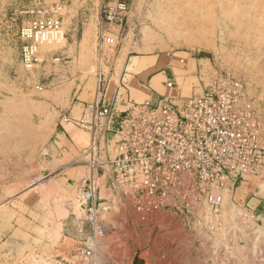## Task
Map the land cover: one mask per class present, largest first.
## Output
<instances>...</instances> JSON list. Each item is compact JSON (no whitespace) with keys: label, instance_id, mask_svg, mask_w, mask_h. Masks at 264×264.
I'll use <instances>...</instances> for the list:
<instances>
[{"label":"rangeland","instance_id":"374dc122","mask_svg":"<svg viewBox=\"0 0 264 264\" xmlns=\"http://www.w3.org/2000/svg\"><path fill=\"white\" fill-rule=\"evenodd\" d=\"M134 3L108 93L130 63L133 73L172 64L182 95L224 91L249 106L264 148V0ZM36 19L58 20L62 35L39 45L28 69L19 32ZM98 20V0H0V264H264V151L242 179L183 175L160 199H123L101 184L104 236L81 255L90 232L75 221L77 186L88 171L80 146L57 135L61 117L92 100Z\"/></svg>","mask_w":264,"mask_h":264},{"label":"built area","instance_id":"2783aa9c","mask_svg":"<svg viewBox=\"0 0 264 264\" xmlns=\"http://www.w3.org/2000/svg\"><path fill=\"white\" fill-rule=\"evenodd\" d=\"M134 1L98 0L93 97L78 117L64 114L59 123L60 128L71 124L89 137L79 152L83 162L77 161L88 173L77 186L81 216L75 219L85 223L90 232L80 252L86 258L104 236L99 222L101 184L123 193V199H160L166 187L182 183L183 175L196 176L199 184L242 179L261 166L256 154L264 151L254 139L251 109L239 108L231 93L212 91L180 102L168 97L146 100L132 103L122 113L105 101L109 76L130 30ZM61 30L58 20L42 19L20 29L21 58L26 68L38 62V46L55 41ZM165 85L173 88L171 82ZM209 200L215 205L220 202L217 197Z\"/></svg>","mask_w":264,"mask_h":264},{"label":"crops","instance_id":"0c3cea01","mask_svg":"<svg viewBox=\"0 0 264 264\" xmlns=\"http://www.w3.org/2000/svg\"><path fill=\"white\" fill-rule=\"evenodd\" d=\"M140 64L141 63L137 64V68L144 67V64ZM131 65L130 63L125 67L124 72H128L127 74L116 80L117 82L114 81L116 84H113L114 86L113 89L110 90V93H108L110 80L108 81L104 97L105 101L111 105L115 112L122 113L132 103H141L146 100L156 102L161 98L168 97L175 102H180L189 97L182 95L176 90V81L178 80V77H176L177 71L181 72V70L175 68L172 64H170V66L166 64L164 69L162 68V70H159L155 68L157 63L154 60L153 65H148L137 73L129 71L128 68ZM169 82L173 84V88L171 89L166 88L165 85ZM133 92L141 97H133ZM84 104L85 103H83V105ZM59 131L57 137L63 136L76 149L80 146L81 149L79 152L85 147L89 138L87 134L79 133L71 124L64 125L63 128L59 127ZM176 225L178 226V224Z\"/></svg>","mask_w":264,"mask_h":264},{"label":"bare ground","instance_id":"6f19581e","mask_svg":"<svg viewBox=\"0 0 264 264\" xmlns=\"http://www.w3.org/2000/svg\"><path fill=\"white\" fill-rule=\"evenodd\" d=\"M179 29H181V26L179 25V24H176L175 25V30L174 31H177V30H179ZM188 36V35H187ZM186 37V36H185ZM186 40H188L187 39V37L185 38ZM190 39V38H189ZM184 40V39H183ZM185 42V41H184Z\"/></svg>","mask_w":264,"mask_h":264},{"label":"water","instance_id":"95a60500","mask_svg":"<svg viewBox=\"0 0 264 264\" xmlns=\"http://www.w3.org/2000/svg\"><path fill=\"white\" fill-rule=\"evenodd\" d=\"M134 264H141L139 261H135V263Z\"/></svg>","mask_w":264,"mask_h":264}]
</instances>
